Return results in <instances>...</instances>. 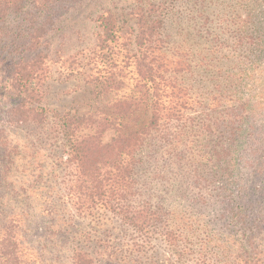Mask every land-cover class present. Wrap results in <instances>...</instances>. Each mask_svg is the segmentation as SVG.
<instances>
[{
  "label": "rangeland",
  "instance_id": "1",
  "mask_svg": "<svg viewBox=\"0 0 264 264\" xmlns=\"http://www.w3.org/2000/svg\"><path fill=\"white\" fill-rule=\"evenodd\" d=\"M240 1L178 0L169 15V56L189 66L177 78L185 89L184 116L176 124L181 141L171 156L153 146L143 149L135 196L127 199L148 200L180 217L182 233L176 245L167 246L156 234L143 243L103 208L86 216L75 214L64 185L62 142L37 140L31 129L2 127L0 121V230L15 221L21 264H71L75 248L97 252L96 264H239L241 252L253 248L245 243L248 226L233 216L246 221L248 216H263L264 206H249L241 193L253 188L263 193L264 174H254L258 162L244 166L245 151L239 145L229 147L228 158L215 155L227 141L214 129V119L232 105L228 80L247 55L235 44L236 22L243 15ZM134 5L135 0H84L44 38L41 49L49 68L44 105L50 112L99 113L128 92L130 85L118 96L95 99L84 78L93 67L89 57L96 17L106 11L127 16ZM125 19L133 26V19ZM75 54H80L77 68L69 70L65 60ZM257 65L256 76H264V61ZM147 121L145 114L130 128L140 129ZM113 136V130L108 131L104 142ZM255 241L257 264H264V232Z\"/></svg>",
  "mask_w": 264,
  "mask_h": 264
},
{
  "label": "trees",
  "instance_id": "2",
  "mask_svg": "<svg viewBox=\"0 0 264 264\" xmlns=\"http://www.w3.org/2000/svg\"><path fill=\"white\" fill-rule=\"evenodd\" d=\"M83 1L0 0L2 127L29 128L37 140L62 142L66 156L64 185L75 214L86 216L95 208H103L129 226L143 243H150L156 234L172 247L182 233L181 218L148 200L131 203L127 198L135 196L134 178L143 164V149L153 146L171 156L177 154L181 141L176 124L184 116L185 89L177 78L189 66L169 56L167 30L178 0H135L127 16L110 11L98 15L89 57L93 67L85 83L92 87L95 99L117 95L130 85L128 92L117 95L99 113L76 116L50 112L44 105L49 68L42 42L63 16ZM239 7L243 15L236 22L235 44L247 55L238 61L241 65L228 80L234 96L232 105L225 115L214 119V129L227 141L215 155L228 158L229 147L239 145L245 151L244 166L250 168L252 162H258L254 174L262 175L264 76L255 73L257 64L264 61V0H241ZM125 17L134 20L133 26H128ZM79 55L65 60L69 70L77 68ZM145 114L147 123L131 129V123L136 126ZM112 130L114 136L104 142L105 134ZM254 189L241 193L243 201L251 207L264 206V192L256 194ZM233 217L248 226L245 243L253 247L241 252L239 264H257L260 260L254 243L258 233L264 232V214L248 216L247 221L243 216ZM16 228L13 220L0 230V264H21ZM95 254L75 248L71 264H96L99 258Z\"/></svg>",
  "mask_w": 264,
  "mask_h": 264
}]
</instances>
